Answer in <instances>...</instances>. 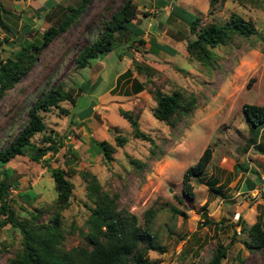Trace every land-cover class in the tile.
<instances>
[{
  "label": "rangeland",
  "instance_id": "rangeland-1",
  "mask_svg": "<svg viewBox=\"0 0 264 264\" xmlns=\"http://www.w3.org/2000/svg\"><path fill=\"white\" fill-rule=\"evenodd\" d=\"M107 1L90 0L75 22L39 51L29 70L0 99L1 148L17 133L26 107L41 92L60 82L70 96L57 107L40 111L45 129L30 139L35 146L45 145L42 136L54 134L59 137L57 151L44 154L37 162L27 155H17L1 167L7 168L10 180L18 183L16 189H10L8 205L19 218H27L29 211L45 209L40 219H46L56 197L48 168H61L72 183L68 204L59 213L63 245L70 248L81 244L87 206L92 205L80 176L86 171L96 177L104 191L116 196L119 208L136 216L139 225H144L145 211L152 210L148 228L164 252L148 250V259H156L158 264H202L216 243L227 244L233 235L223 258L225 263L238 253L241 264H264V250L247 248L244 241L249 238L241 229V222L247 228L257 219L264 221V154L249 141L252 133L241 109L243 104L264 107V0H223L212 10L208 0H162L165 7L156 0H132L138 28L148 32L141 36L143 43L135 42L119 57L127 42L117 40V36L109 52L98 54L83 68H75L77 51L92 38L86 23ZM120 1L115 0L112 9ZM76 3L0 0L4 9L0 19L6 26L0 25V58L11 57L18 50L12 32L22 31V24L30 29L21 33L22 38H38L64 15L66 5ZM172 7L174 12L170 13ZM232 12L252 21L255 33L248 38L234 35L229 43L212 48L213 59L208 65L190 58L185 49L192 37L190 25L221 23ZM148 36L174 52H153L148 48ZM123 67L130 70V75L122 77L112 89ZM130 80L143 82L144 89L126 94ZM152 84L164 92L193 95L195 107L170 128L151 114L154 102L147 89ZM119 109L139 111V128L150 142L132 136ZM115 134L125 136L127 141L116 147L113 160L104 165L88 138L114 144ZM262 136L255 143L264 149ZM206 146L211 149L210 160L198 180L190 179L193 197L187 198L182 193V173ZM207 181L217 191L210 190ZM29 193L33 196L24 195ZM204 215L210 222H205ZM19 241L16 229L9 224L0 226V264L20 248Z\"/></svg>",
  "mask_w": 264,
  "mask_h": 264
},
{
  "label": "trees",
  "instance_id": "trees-1",
  "mask_svg": "<svg viewBox=\"0 0 264 264\" xmlns=\"http://www.w3.org/2000/svg\"><path fill=\"white\" fill-rule=\"evenodd\" d=\"M222 1L208 0L209 10ZM249 1L256 3L258 0ZM89 2L90 0H77L75 6L66 5L64 15L55 24L47 26L38 38L29 40L22 38V34L30 31L25 24L21 25L22 31L12 32L19 48L12 53L11 57L0 58V99L29 70L36 61L39 51L48 45L58 33L75 22ZM113 5H115V0L107 1V4L103 5L101 11L97 13V17L95 16L86 23V30L92 33V38L77 51L73 59L75 68H83L98 54L109 52L117 36H119L117 40L123 39V42L128 43L124 49L131 48L135 42L143 43L142 30L138 28L136 22H133L136 15L134 2L121 0L115 9H112ZM171 10L174 11V7ZM0 12H4L1 4ZM0 25L6 27L1 19ZM189 33L192 37L187 40L185 46L188 56L203 65H208L213 59L212 48L229 43L234 35L248 38L255 33V27L252 21L245 20L232 12L221 23L206 22L199 25L194 22L189 27ZM150 45L154 48L153 50L174 52L165 44H156L152 41ZM127 74L126 69L116 77V83L120 76L124 77ZM115 87L116 84L112 89ZM143 89L144 83L134 80L131 83V89L126 91V94H130V91L137 93ZM147 91L154 102L151 109L152 116L170 128L174 127L181 117L189 114L195 107L193 95L184 96L178 91L164 92L155 84H152ZM64 100H70V96L60 82L41 92L35 101L26 107L25 118L17 133L0 148V214L2 215L0 226L9 224L20 235V248L8 256L3 264H158V260L148 259L145 256L148 250L164 252V247L155 241L148 228V223L153 216L152 210L145 211L144 225H139L136 216L125 208H119L116 196L104 191L96 177L89 172L80 173L85 182L86 197L92 204L87 206L88 214L84 220L86 231L81 232L83 239L81 244L70 248H65L63 245L64 235L59 213L68 204L72 183L66 178L61 168H48L56 197L51 204L50 210L52 211L46 219H40L45 209L29 211L27 218H19L8 205L10 189H16L18 183L14 179L10 180V172L7 168L2 169L1 167L17 155H27L30 160L37 162L44 154L48 152L54 154L57 151L59 137L54 134L42 136L41 140L45 145L35 146L30 139L35 133L45 129L40 111H48L51 106L57 107L58 103ZM241 109L251 129L252 135L249 141L264 154L262 146L257 145L259 142L255 143L257 135L262 134V138L264 137V107L243 104ZM118 112L127 120L133 137L151 141L148 135L139 128V111L119 109ZM260 129H262L261 134H259ZM114 131L116 132L117 129ZM113 139L114 144L91 137L88 140L89 144L96 146V153L100 155L104 165H108L113 160L116 147H122L127 141L125 136L119 134H115ZM210 157L211 149L206 146L195 163L184 169L181 184L182 193L187 198L193 197L190 179L198 180L197 177L205 171ZM132 162L137 165L135 161ZM205 184L210 190L217 191L210 181ZM24 195L33 196L32 193ZM262 198L264 201V195ZM172 211L180 213L174 208ZM180 214L183 215V213ZM204 220L210 222L206 215H204ZM219 225L221 226L220 223ZM241 225V229L247 233L249 238V241H244V245L249 249L264 250V221L257 219L247 228L244 227V222H241ZM232 239H234L233 235L227 244L216 243L211 256L202 264H241L242 259L238 253H235L234 258H230L228 263L223 261Z\"/></svg>",
  "mask_w": 264,
  "mask_h": 264
},
{
  "label": "crops",
  "instance_id": "crops-1",
  "mask_svg": "<svg viewBox=\"0 0 264 264\" xmlns=\"http://www.w3.org/2000/svg\"><path fill=\"white\" fill-rule=\"evenodd\" d=\"M156 2H159L160 3V5L161 6H164V1H162V0H156ZM165 7V6H164ZM170 12H174L173 10H170ZM168 15H170V13L168 12L167 13V16ZM133 22H136V24L138 25V23H137V20H136V15H135V19H133ZM148 23H149V21H147V24H146V26L148 25ZM141 30V29H140ZM148 32L146 31V29H144V30H142V35H146ZM141 35V36H142ZM123 40V39H122ZM154 42V43H156V44H165V43H160V42H157L156 41V39L153 37V36H148V40H147V43H148V48H150L151 50H153L152 49V46L150 45V42ZM128 44V43H127ZM166 45V44H165ZM127 49H123V52L122 53H120V56L122 55V54H125L124 52L126 51ZM159 51H161L160 49H157V50H153V52H159ZM127 53V52H126ZM119 56V57H120ZM126 68V67H125ZM124 67H123V69L115 76V84H116V86L120 83L119 81L116 83V77L118 76V75H121V73H123L126 69L128 70V74L127 75H130V73H129V69L128 68H126L125 69ZM127 75L126 76H124V77H127ZM122 80V77L120 76V78H119V80ZM131 81H133V80H130V82ZM132 83V82H131ZM129 89H131V86L129 87ZM125 91V90H124ZM140 92V91H139ZM125 93H126V91H125ZM138 93V92H137ZM137 93H132V91H130V94L129 95H131V94H137ZM93 109V106H91V110ZM90 113V112H89ZM88 116H89V114H88ZM88 116H87V118H88ZM82 119V118H81ZM258 135H257V139H258ZM89 139V138H88ZM256 139V140H257ZM256 142V141H255ZM246 182V181H245Z\"/></svg>",
  "mask_w": 264,
  "mask_h": 264
},
{
  "label": "built area",
  "instance_id": "built-area-1",
  "mask_svg": "<svg viewBox=\"0 0 264 264\" xmlns=\"http://www.w3.org/2000/svg\"><path fill=\"white\" fill-rule=\"evenodd\" d=\"M238 233V231H236Z\"/></svg>",
  "mask_w": 264,
  "mask_h": 264
}]
</instances>
